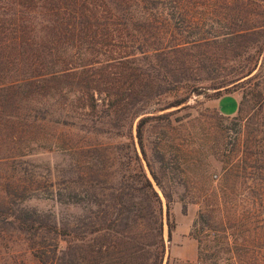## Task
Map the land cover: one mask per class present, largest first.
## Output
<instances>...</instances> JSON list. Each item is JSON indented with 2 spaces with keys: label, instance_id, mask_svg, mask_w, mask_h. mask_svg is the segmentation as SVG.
Instances as JSON below:
<instances>
[{
  "label": "trees",
  "instance_id": "obj_1",
  "mask_svg": "<svg viewBox=\"0 0 264 264\" xmlns=\"http://www.w3.org/2000/svg\"><path fill=\"white\" fill-rule=\"evenodd\" d=\"M133 6L159 11L160 24L152 26L160 30L159 34L178 33L180 29L173 21L186 20L188 13L183 0H0V169L4 170L0 173V264H164L165 225L170 240L177 226L172 211L174 199L164 189L163 180L148 155L145 127L186 108L191 95L202 90L195 82L164 71L157 58L161 48L155 43H137L136 51L141 57L127 55L120 59L128 69L130 66L143 68L141 61H147L145 64L152 71L149 75H155L157 87L151 89L147 85L132 93L126 89L120 99L124 100L128 94L138 102L153 101L159 105L153 113L180 107L176 111L143 117V114H134L136 118L141 117L137 125L138 141L152 178L166 199V216L163 199L136 148L133 150L136 184L128 181L109 185L108 197L104 199L103 180L97 178L98 184L86 183L85 174L78 175L80 179L74 185L87 195L67 193L66 183L65 188L56 191L59 202L87 205L85 213L65 225L52 214L25 205L27 200L41 196L43 186L56 188L53 179L35 174L28 177L22 170L11 172L4 167L27 161L38 149L68 151V139L54 136L51 129L85 135L115 134L105 132L94 119L78 117L65 107L57 106V100L64 96L59 92L76 95L78 91L82 93L77 98L78 106L85 111L89 109L86 114L94 116L102 107L105 118L115 117L112 108L118 101H109L105 106L106 93L101 89L103 72L112 62L97 65L100 62L96 61L97 57L76 56L74 48L81 50L93 28L104 27L103 30L110 33L109 26L128 18ZM189 22L194 24L192 20ZM202 40L207 39L193 42ZM181 44L169 46L176 50ZM86 52L84 49L83 54ZM136 71L137 78L134 73L125 75L127 71L123 77L141 81L143 76ZM253 71L254 68L249 71L244 68L236 77L214 78L216 82L208 81L206 85L221 89L250 76ZM224 94L229 93H221V90L214 93L219 97ZM115 130H120L118 124ZM42 133L50 137L40 136ZM127 136L131 139V134ZM155 158L161 169L172 166L167 153L161 150L157 149ZM132 178L130 175L128 180ZM258 206L261 217L244 216L233 221L226 203L201 205L192 231L199 243V256L191 264H264V169ZM12 238L19 239L14 243L19 249L11 244Z\"/></svg>",
  "mask_w": 264,
  "mask_h": 264
},
{
  "label": "rangeland",
  "instance_id": "obj_2",
  "mask_svg": "<svg viewBox=\"0 0 264 264\" xmlns=\"http://www.w3.org/2000/svg\"><path fill=\"white\" fill-rule=\"evenodd\" d=\"M183 2L188 12L186 20L179 18L173 21L180 29L178 33L172 35L165 31L159 34L160 30L152 28L160 24L159 11L133 6L128 18L109 26L110 33L107 34L104 27L93 28L84 39L87 42L81 50L74 48L76 56L86 55L89 59L97 57L96 61H100L97 65L112 62L103 72L101 89L106 93L105 106L109 101H118L112 108L115 117L105 118L102 107L94 116L86 114L89 109L85 111L78 106L80 102L77 98L82 95L78 91L76 95L59 92L64 96L57 100V106L65 107L78 117L98 121L105 132L112 131L114 135H85L50 128L54 136L68 139V151L38 149L28 156L27 161L4 166L11 172L22 170L28 177L35 174L44 179H53L56 188L43 186L41 196L27 200L25 205L52 214L59 223L65 225L85 213L87 205H83V202H59L56 191L65 188L66 183L69 186L67 193L82 192L74 184L80 179L78 175L85 174L86 183L98 184L97 178L103 180L101 188L104 199L108 197L109 185H121L128 181L136 184L138 177L133 151L136 148L148 176L163 199L166 216V199L143 157L137 125L145 115L172 112L180 107L153 113L159 107L153 101L138 102L128 94L124 100L120 99L126 89L132 93V90L147 85L151 89L157 87L155 75H149L152 71L145 64L147 61H141L143 68L130 66L128 69L123 67L120 59L127 55L140 56V52L136 51L137 43H155L161 48L157 58L164 71L169 70L176 77L193 81L202 90L191 95L185 104L186 108L172 113L165 120L152 121L145 127L144 141L148 155L163 180L164 189L174 199L172 211L177 226L170 240L168 226L165 225L167 252L164 264L168 261L170 264L197 261L199 243L192 231L201 205L226 203L233 221L244 216L261 217L258 203L261 202V171L264 169V96L261 97V90L264 91V0ZM189 20L194 24L191 25ZM204 37L207 40L193 42ZM178 42L182 43L179 49L169 46ZM83 48L87 49V54H83ZM148 60L157 63V60ZM244 68L248 71L254 68V71L250 76L221 89L206 85L208 81L216 82L212 80L214 78L236 77ZM125 71V75L140 72L142 80H135L136 75L134 81L132 78L126 79L123 77ZM220 90L221 93L228 91L229 94L221 97L214 95ZM229 95L238 97L239 109L233 115L225 114L220 107L222 97ZM98 102L99 105L103 104L99 99ZM135 113L143 115L136 118ZM116 124L120 129L118 131L115 130ZM128 134H131V139ZM40 136L50 137V134L42 133ZM157 149L167 153L171 167L159 168L160 164L155 158ZM130 175L133 180H128ZM81 195L87 194L82 192ZM10 241H14L11 244L15 245L19 239L12 238ZM14 247L20 248L19 245Z\"/></svg>",
  "mask_w": 264,
  "mask_h": 264
},
{
  "label": "crops",
  "instance_id": "obj_3",
  "mask_svg": "<svg viewBox=\"0 0 264 264\" xmlns=\"http://www.w3.org/2000/svg\"><path fill=\"white\" fill-rule=\"evenodd\" d=\"M220 102H221L220 107L225 114L233 115L238 112L239 103H238V97L236 95L224 96L222 97Z\"/></svg>",
  "mask_w": 264,
  "mask_h": 264
}]
</instances>
